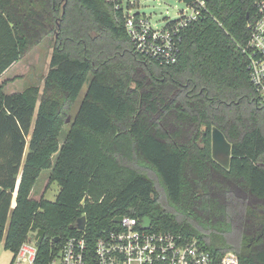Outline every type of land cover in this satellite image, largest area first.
<instances>
[{
  "label": "trees",
  "instance_id": "obj_1",
  "mask_svg": "<svg viewBox=\"0 0 264 264\" xmlns=\"http://www.w3.org/2000/svg\"><path fill=\"white\" fill-rule=\"evenodd\" d=\"M205 1L179 33L177 61L165 64L133 52L106 0H0V77L53 39L41 90L5 94L0 83L4 249L14 254L42 230L37 262L46 264L79 233L78 217L96 237L130 215L218 255L233 250L241 264H264V105L244 51L256 0ZM213 126L231 142L229 169L209 156ZM133 164L158 177L166 203ZM43 169L59 186L55 201L30 196Z\"/></svg>",
  "mask_w": 264,
  "mask_h": 264
},
{
  "label": "built area",
  "instance_id": "obj_2",
  "mask_svg": "<svg viewBox=\"0 0 264 264\" xmlns=\"http://www.w3.org/2000/svg\"><path fill=\"white\" fill-rule=\"evenodd\" d=\"M106 1L121 17L133 52L165 64L177 61L180 31L207 11L205 0H180L185 9L164 27L156 28L138 8H132L129 0ZM247 28L244 51L249 80L258 103L264 105V0H256ZM141 222L142 219L122 215L116 227L103 230L96 237L87 235L85 228L78 230L46 264H241L233 250L218 255L195 238L187 240L180 232L154 230L152 223L146 229ZM35 235L36 232L28 235L9 264H39Z\"/></svg>",
  "mask_w": 264,
  "mask_h": 264
},
{
  "label": "rangeland",
  "instance_id": "obj_3",
  "mask_svg": "<svg viewBox=\"0 0 264 264\" xmlns=\"http://www.w3.org/2000/svg\"><path fill=\"white\" fill-rule=\"evenodd\" d=\"M133 3L132 8H138L140 13H144L146 17H148L150 23L154 25L156 28H162L166 25L168 20L176 19L182 9H185V5L180 0H129ZM138 3V6L136 5ZM117 15V14H116ZM119 16V15H118ZM120 17V16H119ZM121 18V17H120ZM56 32V30H55ZM53 39L49 37L44 41L33 46L29 52L22 57L18 61V65L14 68L12 75L14 76L11 79V88L15 87L18 91L21 89H26L31 86L38 87L40 90L43 87L44 79L49 70V62L53 52ZM91 77V75H90ZM4 82V86L7 85L10 81H2L0 79V83ZM88 85V80L84 83L79 99L82 97L84 92L86 91ZM8 86L3 87L5 92H9L6 90ZM76 108H73L65 118V124L61 128L60 138L59 140H63L64 135L68 130V126L71 122L72 115ZM264 131V124H263ZM29 140V136H27V141ZM28 143V142H27ZM209 156H211V133L209 136ZM198 145L202 146L203 141H198ZM27 152V148L25 150ZM134 168L139 170L140 172L145 173L149 177H151L156 182V190L159 194V198L162 199L163 202L166 203V198L164 196L163 190L158 183V177L151 171L146 170L144 168H138L134 164L132 165ZM50 174V169H43L40 171L37 181L33 187V190L30 194L31 198L38 200L41 197H44L46 200L55 201L56 196L59 192V186L56 182L48 183ZM182 216H178V220H182ZM187 222V221H186ZM192 224L193 222L190 221ZM203 234L207 235L208 231H202ZM12 257V252L4 249L3 240L0 239V264H9Z\"/></svg>",
  "mask_w": 264,
  "mask_h": 264
},
{
  "label": "water",
  "instance_id": "obj_4",
  "mask_svg": "<svg viewBox=\"0 0 264 264\" xmlns=\"http://www.w3.org/2000/svg\"><path fill=\"white\" fill-rule=\"evenodd\" d=\"M231 142L226 138L224 133L213 126L211 128V158L217 164H219L224 169H229L230 161H231ZM121 220V216H116L113 219V222H119ZM151 220L148 217H143L141 226L143 228L148 229L151 225ZM86 224V217L84 215L77 218L75 223V228L77 230H83ZM37 243H41L44 239V231L38 230L34 237ZM59 240V237L54 239L55 242Z\"/></svg>",
  "mask_w": 264,
  "mask_h": 264
},
{
  "label": "crops",
  "instance_id": "obj_5",
  "mask_svg": "<svg viewBox=\"0 0 264 264\" xmlns=\"http://www.w3.org/2000/svg\"><path fill=\"white\" fill-rule=\"evenodd\" d=\"M17 65H18V61L15 62L11 67H9V68L3 73V75L0 77V79H1L2 81H4V80H6V81H10V82L7 83V85H5V86H8V87L6 88V90L9 91V92H5V90H4L5 88L3 89V91H4L5 94H11V93H15V92H21V91H23V89H21L20 91H18L15 87H13V88L10 87L11 84L15 82V81H14V82H11V79H12V77L14 76V73H13L12 75H10V73H12V71L14 70V68H15ZM5 86H4V87H5ZM62 142H63V140H59V143H60V144H62Z\"/></svg>",
  "mask_w": 264,
  "mask_h": 264
}]
</instances>
